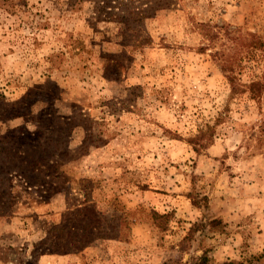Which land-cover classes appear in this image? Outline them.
Returning <instances> with one entry per match:
<instances>
[{"label":"rangeland","instance_id":"1","mask_svg":"<svg viewBox=\"0 0 264 264\" xmlns=\"http://www.w3.org/2000/svg\"><path fill=\"white\" fill-rule=\"evenodd\" d=\"M96 1L0 0V264H264V108L200 28L264 37V0Z\"/></svg>","mask_w":264,"mask_h":264},{"label":"trees","instance_id":"2","mask_svg":"<svg viewBox=\"0 0 264 264\" xmlns=\"http://www.w3.org/2000/svg\"><path fill=\"white\" fill-rule=\"evenodd\" d=\"M96 2L99 14L106 12V21L119 23L124 28L129 27L136 20L147 18L148 12L153 8L150 7L151 0H97ZM200 28L208 45L214 46L221 41L218 45L222 49L217 51L215 56L221 61L223 73L230 85V99L236 96L245 97L254 102L260 114H263L264 37L255 32H244L241 28L233 30L229 26L223 27L224 31H218L215 26L208 23L200 24ZM258 127L263 131L264 137V118H261ZM214 135L215 128L207 126L205 130L199 132V135L192 138L190 143L197 152H200L202 148L213 143ZM259 140L264 144V138L259 136ZM164 217L166 216L154 213V218ZM198 261V264H209V258L205 253Z\"/></svg>","mask_w":264,"mask_h":264}]
</instances>
